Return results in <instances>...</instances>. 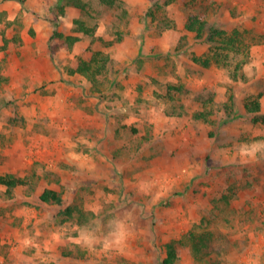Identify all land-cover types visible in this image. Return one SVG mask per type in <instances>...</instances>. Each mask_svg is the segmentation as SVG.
<instances>
[{
  "label": "rangeland",
  "instance_id": "1",
  "mask_svg": "<svg viewBox=\"0 0 264 264\" xmlns=\"http://www.w3.org/2000/svg\"><path fill=\"white\" fill-rule=\"evenodd\" d=\"M60 1L45 12L0 0V174L33 175L0 184V264H162L165 243L190 230L211 234L208 256L180 246L174 264H264V121L253 120L264 115V0H171L154 18L165 0H84L88 13L64 14ZM194 11L247 45L205 67L194 57L209 53L206 35L184 27ZM75 18L97 25L94 41L53 37ZM24 29L28 45L46 41L59 77L35 81L28 56L21 71ZM4 36L22 39L12 58ZM89 45L112 59L99 91L66 71ZM168 83L185 89L169 99ZM45 188L64 204L42 202ZM75 204L81 215L61 213Z\"/></svg>",
  "mask_w": 264,
  "mask_h": 264
},
{
  "label": "trees",
  "instance_id": "2",
  "mask_svg": "<svg viewBox=\"0 0 264 264\" xmlns=\"http://www.w3.org/2000/svg\"><path fill=\"white\" fill-rule=\"evenodd\" d=\"M24 1V0H21ZM101 3L109 6L115 7L118 6L120 0H99ZM171 0H165L163 3H156L154 7H150L149 14H151L154 18L155 10L160 9L163 5H167ZM58 6V10L61 14H64L65 7L64 6H73L78 9L89 12L88 11V3L84 0H61ZM74 25L72 27L73 33L65 34L58 29L54 30L53 37H61L64 38V43L67 46L73 45L76 41L80 40L83 35L88 36L91 40L94 41L95 31L97 25H89L86 20L81 18H75L73 20ZM173 24L165 25L167 27L172 26ZM184 27L186 30L193 32L195 38H202L206 35V39L209 41V53L205 55V57H194L196 61H199L205 67L209 66L212 59L220 64L222 60L225 62L228 59L229 51L237 52L242 49L243 45H247V42L243 39V34L238 29H233L231 31H227L226 29L218 28L217 26L209 25L208 19L206 17L205 11H194L187 15L186 21L184 23ZM74 33H81L74 34ZM5 43L7 44L10 39L7 37H3ZM88 51L90 55L88 57L84 55H78L72 63L67 67L66 71L69 75L79 74L83 77H86L89 82H91V89L93 91L102 90L101 85L102 81H100L101 76L108 71V65L111 63V55L105 52L103 49L94 48L92 46H88ZM243 61L237 62L234 68V74L241 68ZM236 76V75H234ZM184 86L181 84H166V96L167 98L173 99L174 92L184 91ZM233 99V96H230ZM260 100H253L251 103H247L245 107L248 111L254 112L259 111L260 109ZM208 111L201 110L199 111L195 117L197 119H207ZM253 120L256 121H264V115H256L253 117ZM33 175L27 176H18L13 173H5L0 174V184L6 186L8 191H11L17 186L20 185H29V179L32 178ZM223 197H226L223 195ZM39 199L42 202L53 203L56 205H63L64 199L60 191L52 188H45L39 194ZM227 199V197H226ZM80 211L77 208V205H67L64 209L61 210V213L67 214L68 216L73 215V211ZM80 215L82 213L79 212ZM80 220V218H79ZM211 234L209 233H195L194 230L188 231L184 234L183 237L179 239H172L165 243V256L163 257L162 264H174L176 259L178 258V254L180 251V246H189L194 254V256L198 259L207 258L208 256L206 248L210 246ZM206 255V256H205Z\"/></svg>",
  "mask_w": 264,
  "mask_h": 264
},
{
  "label": "crops",
  "instance_id": "3",
  "mask_svg": "<svg viewBox=\"0 0 264 264\" xmlns=\"http://www.w3.org/2000/svg\"><path fill=\"white\" fill-rule=\"evenodd\" d=\"M2 1L3 2H1V3H3L4 8L7 10L9 9L10 6H12V5L14 6L16 4V3H13L14 0H2ZM57 2H58V0H26V1L24 0V2L22 4L25 7V3H27V4L33 5L37 8H39L40 10H43L46 12V10L51 9V7H53V5H55ZM77 10H78L77 7L65 6V11H67V13H68V11H70L69 13H71V12L75 13V12H77ZM14 14L15 13H11V14H9V16H12ZM24 14H25V12H24ZM7 18H10V17H7ZM22 39H23V41H22ZM22 39L17 40V41H11L10 40L9 44L7 45V48H6L7 49L6 53L8 55H10L12 58V53H11L10 49L15 47V44H14L15 42L20 43L22 41L20 46H16V48L18 50L17 52L19 53V57H18L19 59L15 58V59L20 60L21 55L23 56V59H21L22 62L19 65L21 71L25 73V69H26L25 68L26 67L25 66V59H27V56H28L29 57L28 60L30 62H33V63H36L37 65H39V66H37L38 68L36 67V69H34V71H33L34 73H36L35 74L36 76L33 77V79L35 81L36 80L41 81L42 79L51 80L53 78L59 77L60 73L57 71V68H55L54 65H51V61H50L51 58H49L45 55V53H46L45 47L47 48L46 41L41 39V40H38L36 43L33 42L32 45H28L27 44L28 41H26V37H25V29L23 31ZM42 52L44 53L43 57L40 56V54ZM36 64H34L33 66L29 64L28 68L32 69V67H35ZM37 70H38V72H37ZM8 75H9V73H8ZM39 76H41L42 78H40ZM68 76H72V75L68 74ZM20 79L23 80V78H20ZM59 81H61V80H59ZM61 82H58L57 84H60ZM68 87L70 88L71 86L68 85ZM55 88L58 89V85H57V87L55 86Z\"/></svg>",
  "mask_w": 264,
  "mask_h": 264
}]
</instances>
